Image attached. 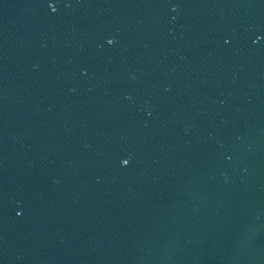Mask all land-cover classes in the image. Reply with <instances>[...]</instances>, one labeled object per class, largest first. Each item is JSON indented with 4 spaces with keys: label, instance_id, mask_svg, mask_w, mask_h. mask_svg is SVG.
Wrapping results in <instances>:
<instances>
[{
    "label": "water",
    "instance_id": "1",
    "mask_svg": "<svg viewBox=\"0 0 264 264\" xmlns=\"http://www.w3.org/2000/svg\"><path fill=\"white\" fill-rule=\"evenodd\" d=\"M0 264H264V0H0Z\"/></svg>",
    "mask_w": 264,
    "mask_h": 264
},
{
    "label": "snow or ice",
    "instance_id": "2",
    "mask_svg": "<svg viewBox=\"0 0 264 264\" xmlns=\"http://www.w3.org/2000/svg\"><path fill=\"white\" fill-rule=\"evenodd\" d=\"M123 163L127 164V163H128V161H126V160H125V161H123Z\"/></svg>",
    "mask_w": 264,
    "mask_h": 264
},
{
    "label": "clouds",
    "instance_id": "3",
    "mask_svg": "<svg viewBox=\"0 0 264 264\" xmlns=\"http://www.w3.org/2000/svg\"><path fill=\"white\" fill-rule=\"evenodd\" d=\"M108 43H109V44H111V43H112V41H111V40H109V41H108Z\"/></svg>",
    "mask_w": 264,
    "mask_h": 264
}]
</instances>
